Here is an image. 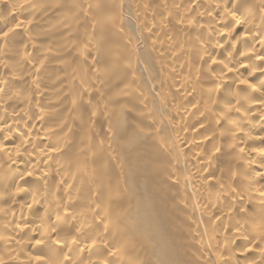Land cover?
I'll return each instance as SVG.
<instances>
[{"label":"bare ground","instance_id":"6f19581e","mask_svg":"<svg viewBox=\"0 0 264 264\" xmlns=\"http://www.w3.org/2000/svg\"><path fill=\"white\" fill-rule=\"evenodd\" d=\"M264 0H0V264H264Z\"/></svg>","mask_w":264,"mask_h":264},{"label":"clouds","instance_id":"9594fccd","mask_svg":"<svg viewBox=\"0 0 264 264\" xmlns=\"http://www.w3.org/2000/svg\"><path fill=\"white\" fill-rule=\"evenodd\" d=\"M262 226H264V225H262Z\"/></svg>","mask_w":264,"mask_h":264}]
</instances>
